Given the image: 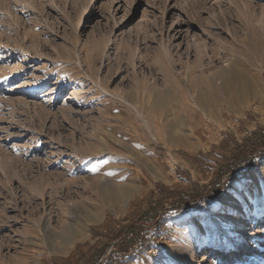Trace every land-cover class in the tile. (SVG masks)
<instances>
[{
	"label": "rangeland",
	"instance_id": "374dc122",
	"mask_svg": "<svg viewBox=\"0 0 264 264\" xmlns=\"http://www.w3.org/2000/svg\"><path fill=\"white\" fill-rule=\"evenodd\" d=\"M258 131L264 0H0V264H264Z\"/></svg>",
	"mask_w": 264,
	"mask_h": 264
},
{
	"label": "trees",
	"instance_id": "16d2710c",
	"mask_svg": "<svg viewBox=\"0 0 264 264\" xmlns=\"http://www.w3.org/2000/svg\"><path fill=\"white\" fill-rule=\"evenodd\" d=\"M244 142H245L244 145L239 147V149H238L239 151L237 154L244 155L245 153L246 154L248 153V155L250 157V155L255 154L254 152L258 148H262L264 146V131H263V133H262V131H258L256 133H254L252 137H248L247 139L244 140ZM249 153H251V154H249ZM248 155H247V157L245 155H244L245 156L244 158L242 157V159H244V160H243V162L240 163V167H243L246 164L247 159L249 158ZM263 157H264V155H261V157H258V158L262 159ZM254 161H256V160L253 159L251 162H254ZM248 168H249V166L247 168L244 167V169H242L241 172L236 173V175H234V176H236V179H239V178L243 177V175L247 174L249 171ZM121 237L122 236H120V235H116L115 238L120 239Z\"/></svg>",
	"mask_w": 264,
	"mask_h": 264
},
{
	"label": "bare ground",
	"instance_id": "6f19581e",
	"mask_svg": "<svg viewBox=\"0 0 264 264\" xmlns=\"http://www.w3.org/2000/svg\"><path fill=\"white\" fill-rule=\"evenodd\" d=\"M235 71V70H234ZM234 80V77L233 76H231L230 78H228V79H226L225 81H224V86H228V84L230 83V82H232ZM250 89H253V85L252 84H246V87H245V90H246V92L248 93V91H250ZM249 94V93H248ZM85 101H88L87 100V98H85V96H84V94H73V96H72V102H75V103H79V102H82V103H84ZM135 181V180H134ZM134 187V185H132V183L130 184H127V186L125 187V188H123L122 189V192L124 193V194H127L128 192H130V191H132V188ZM225 200H227V199H225ZM224 200V201H225ZM183 222H190V223H192V222H195V220H191V218H185V219H183L182 220ZM77 228H79L80 229V231L82 232V234H81V239H84V238H87L88 236H89V230H88V227L84 224V223H82V224H78L77 225ZM79 239V238H78ZM77 239V240H78ZM205 238H203L202 240H204ZM75 242V241H74ZM16 264H32L31 262H30V258H29V256H26V258L25 257H23L22 259H20L18 262H16Z\"/></svg>",
	"mask_w": 264,
	"mask_h": 264
},
{
	"label": "crops",
	"instance_id": "0c3cea01",
	"mask_svg": "<svg viewBox=\"0 0 264 264\" xmlns=\"http://www.w3.org/2000/svg\"><path fill=\"white\" fill-rule=\"evenodd\" d=\"M195 144H198L197 142L196 143H189L188 146H191V145H195Z\"/></svg>",
	"mask_w": 264,
	"mask_h": 264
}]
</instances>
